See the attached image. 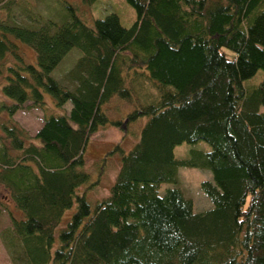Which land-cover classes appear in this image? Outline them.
I'll list each match as a JSON object with an SVG mask.
<instances>
[{
    "label": "trees",
    "instance_id": "obj_1",
    "mask_svg": "<svg viewBox=\"0 0 264 264\" xmlns=\"http://www.w3.org/2000/svg\"><path fill=\"white\" fill-rule=\"evenodd\" d=\"M53 1L58 20L30 0H0V184L21 214L0 233L12 262L264 264V0H125L136 13L129 28L116 13L87 23L79 5ZM73 49L70 89L51 72ZM240 62L262 79L256 70L242 80ZM45 94L71 109L46 115L30 138L11 118L28 103L46 111ZM115 98L134 107L126 121H147L129 151L118 147L115 181L92 207L85 151L102 127L122 124L104 110ZM200 141L210 149L175 158L177 145ZM183 166L211 172L201 182L209 210L162 190Z\"/></svg>",
    "mask_w": 264,
    "mask_h": 264
},
{
    "label": "rangeland",
    "instance_id": "obj_2",
    "mask_svg": "<svg viewBox=\"0 0 264 264\" xmlns=\"http://www.w3.org/2000/svg\"><path fill=\"white\" fill-rule=\"evenodd\" d=\"M68 1L75 5H79V14L87 21V23H91L93 19L103 18L107 14L116 13L119 16L122 25L129 28L136 19L135 10L125 0H97V3L92 6L80 4L79 0ZM30 2L31 7H33L36 12L47 15L55 20L59 19L58 17H55L56 10L54 8H57V6L53 0H30ZM50 2L51 4L49 5ZM2 15L3 14L0 13V19H4ZM223 51L228 58H233L234 54L230 49L224 48ZM19 53L20 55H24L26 62H36L35 50L32 47L28 45L21 46L19 47ZM79 57L80 53L78 50L73 49L69 55L63 59L58 67L51 72V76L61 84H64L68 88L72 89L74 85H72L68 79V72L74 68V65ZM17 61L18 59L14 55L10 54L4 62L7 64H14ZM241 65L243 66L241 68L242 80H248L257 74V69L256 71L248 66L244 67V65H249L248 63L240 62L238 66ZM258 75L259 80L262 79L263 73L260 72ZM4 83L5 78H1V96ZM151 92L155 93V90H151ZM45 100L49 106L46 111H43L41 108L32 107L31 103H28L24 109L18 110L11 118L12 123L19 129L23 130V132L30 138H33L36 132L42 127L46 115H61L67 113L71 109L70 103H67L61 109L56 108L54 100L49 94H45ZM133 109L134 107L132 104H129V101L115 98L109 102L104 110L111 121H119L122 122V124L118 127L112 124L102 127L92 136L87 144L84 171L89 173L90 182L87 185L85 184V188L90 186L92 183H95L92 187H90V189H86V197L92 207L109 194L110 187L114 183L116 175L120 169V150L127 152L134 146L139 138L142 127L147 121V119L141 118L131 123L126 121L127 116L133 111ZM261 111L264 113V106L261 107ZM0 115L3 117L2 121L7 117V114L4 112L0 113ZM1 135H4V131L0 126V136ZM1 141L2 140L0 139V142ZM4 142L9 145V139L4 138ZM118 147L121 149L117 150L119 149ZM192 149L206 151L210 149V146L204 141H200L195 145L182 143L174 148L175 158L186 159L190 155ZM204 180H212V174L210 171L183 166L178 170L177 184L165 185L162 190L166 187L179 188L184 196L193 200L195 211L200 213L207 211L212 207V203L201 189V182ZM85 188H81V192L84 191ZM14 205L15 204L11 200L9 193L0 184V233L6 228L11 227V211H14L17 217L21 216V214L15 210L16 208ZM75 209L76 205L67 211L65 214L66 220V217H70ZM65 222L66 221L64 220V224ZM0 264H14L4 248L1 238Z\"/></svg>",
    "mask_w": 264,
    "mask_h": 264
},
{
    "label": "crops",
    "instance_id": "obj_3",
    "mask_svg": "<svg viewBox=\"0 0 264 264\" xmlns=\"http://www.w3.org/2000/svg\"><path fill=\"white\" fill-rule=\"evenodd\" d=\"M68 112H69V111H68ZM68 112H67V113H68Z\"/></svg>",
    "mask_w": 264,
    "mask_h": 264
}]
</instances>
